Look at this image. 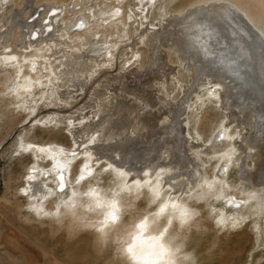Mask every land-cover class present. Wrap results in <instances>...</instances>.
<instances>
[{
	"label": "rangeland",
	"instance_id": "374dc122",
	"mask_svg": "<svg viewBox=\"0 0 264 264\" xmlns=\"http://www.w3.org/2000/svg\"><path fill=\"white\" fill-rule=\"evenodd\" d=\"M24 1L0 0V32L9 21L6 13L13 15V28H17L16 5H23ZM30 1L32 0L25 1V9L31 8L33 1L38 0ZM48 1L63 5L70 0ZM202 1L205 0H175L166 12H180L189 5ZM235 1L255 17L264 32V0ZM82 2L84 5L73 8L74 11L71 9L65 19L75 18L80 12H85L83 14L91 17L93 0ZM8 4L9 11L5 13L4 9ZM106 5L114 7L113 14H119L118 17L123 18V29L114 34L98 33L92 37L94 41H108L105 44L107 48L101 49L109 51L107 60L103 65H95L86 77L82 76L80 81L77 80L80 85L66 96H69L68 98L63 95L67 84L59 89L55 87L56 82L36 83L33 87L43 89L42 92L36 95V98L27 97L30 101H26L24 96H17L8 89L4 91L1 83L3 76H0V264H94L90 234L84 232L76 237H69L66 230L53 218L57 212L58 198L70 191L71 185L75 184L79 177L83 176L79 181L81 184H87L108 164L129 172V182L139 177L141 181L148 179L155 183L159 174L160 189L176 198H186L202 176L215 179L222 188L220 199H214L207 204H195L200 211L202 230L192 233L189 248L195 249L199 264H264V216L254 214L241 194L248 188L264 187V140L257 148H253L251 156L247 154L248 143L255 136V114L247 107L240 110L235 106L234 113L228 110L219 98L223 96L224 86L218 82L208 81L196 94L187 93L184 88H191L194 72L179 63L178 53L169 50L166 40L161 38L160 33H165V30H161V24L167 15L161 19L159 3L154 6L150 0H107ZM2 14L4 16L1 18ZM31 17L28 22L32 21ZM103 17L96 16L95 20H101ZM103 22L106 24L107 19ZM46 31L44 35H48ZM71 32L73 30L67 32L62 28L59 35L71 39ZM6 38L10 37L5 35L2 40L0 38L1 51L10 41ZM31 38L35 40L36 35ZM77 40L79 41V38ZM45 44L41 42L40 45L28 49L21 48V51L13 45L10 50L30 54L35 48L45 47ZM61 45L66 47L67 44ZM89 45L88 41L84 50L76 45L68 49H72L76 55H82L87 53ZM59 55L61 52H58L57 56ZM33 60L34 58H31L24 62L21 74L29 73V67L32 71L36 70L37 65L31 63ZM8 62L13 64L17 63V60ZM46 70L44 68V71ZM2 71L4 70L0 73ZM125 100L130 101L128 103L133 102L139 110L132 116L138 115L130 122L129 131H132L131 135H135L134 141L141 149L152 146L150 132L140 118L142 113L161 112L164 109L163 101L177 103L184 100L182 104L185 111L181 117L184 120L185 135L181 145L186 156L184 163H177L169 144L154 149L145 157H142L144 153L138 152L140 158L135 159L132 158L133 154L129 148H121L116 144V139L110 141L109 138H101L96 144L91 142L96 146L94 159L83 155L89 140L97 137L99 133L94 129L90 130L88 134H84L82 143L78 145L71 135L70 128L74 125H86L87 119H91L95 114V120L99 119L97 107L100 105L103 106L101 113L106 116L97 128L100 130L109 125L114 130L115 117L112 118L110 109H113L115 101L123 104ZM117 109L115 114L122 112L120 108ZM79 112H87V115L72 121L70 116ZM107 116L110 119H107ZM165 117L166 114L163 113L157 122V127L162 131L167 127ZM69 121L72 122L71 127ZM221 133L225 136L223 142L218 139ZM215 140L221 144L220 147L215 145ZM29 145L32 147L29 148ZM41 148L49 151L51 155H38ZM230 149L233 150L231 162L222 156V153ZM72 151L77 153L75 158L69 155ZM57 155L67 156L70 162L67 167L65 191L58 195L55 182L44 181L43 190H36L32 194L31 188L28 187V177L32 176V181L36 182L41 181L40 176L46 179L45 174L52 173L49 172V164L55 162ZM86 162L92 169L91 175L85 170ZM225 167L226 172L223 171ZM249 171L253 176L249 175ZM144 172L149 173L148 177L143 175ZM101 179L106 182L107 173ZM50 191L57 195H50ZM235 198H238V203L229 202ZM137 206L142 209L146 204L140 200ZM37 209L42 211L38 213ZM221 215L226 220L222 226L216 223V219ZM229 217L239 221L237 227L231 226Z\"/></svg>",
	"mask_w": 264,
	"mask_h": 264
},
{
	"label": "bare ground",
	"instance_id": "6f19581e",
	"mask_svg": "<svg viewBox=\"0 0 264 264\" xmlns=\"http://www.w3.org/2000/svg\"><path fill=\"white\" fill-rule=\"evenodd\" d=\"M25 1L23 5H21L22 3L20 4L21 6L16 5V10L18 12L16 16L18 29L13 28L15 25V22L13 25V15L6 13L9 11L8 6H10V4L4 9V12L6 13L5 16H7V19L9 18V21L6 19L8 22L4 24L3 30L0 32V38L2 40L5 35H8L10 41L6 38L9 43L3 47L2 51L0 50V71L4 70L0 73V76H3L1 80L3 90L6 91L8 89L11 93H15L17 96L21 97L24 96L26 101H30L27 97L33 96L36 98V95L40 94L43 90L39 89V87L34 88L33 86L36 83L46 84L56 82L55 87H58L59 89L67 84L65 87L66 92L63 95L65 98H68L69 96H66L70 94L73 89H77L78 85H80L79 81L82 76L86 77L92 67L95 65H103L107 60V52L109 51H102L101 49L107 48L105 44L108 43V41H94L92 37L98 33L114 34L115 32L122 31V17H118L119 14L117 16L113 14L112 11L114 7H108V5H106L107 0H93V15L91 17L83 14L85 12H80L75 18L69 19H65L66 14H69L71 9L84 5L82 0H70L63 5L58 4L57 2H49L48 0H38L37 2L32 0L33 5L31 8L28 7L29 9H25V5L27 4ZM108 2L110 3V1ZM229 3L234 5V10L231 15L225 16L224 8ZM192 5H196L198 9L206 6L207 10L202 13L203 17L206 19L202 22L209 26L198 28L194 25L193 32L188 33L187 37H182V27L178 24L174 25L173 23H170L172 17L167 15L166 17L164 16L165 19L161 24V30H165V33H160L161 38L166 40L169 50L171 49L178 53L179 63H182L184 68H188V70L194 72V81L191 88L189 86L184 88L188 94L192 92H195L196 94L206 83H208V81L218 82L224 86L223 96L219 98L228 110L234 113L237 106L240 110H244V108L247 107L251 113L255 114L257 118L255 136L251 139L250 143H248L247 148V154L248 156H251L253 148H257L264 140V32L262 31V25L255 20V17L252 16L245 7H242L235 0H205L193 3L185 9L191 10ZM70 6H72V8H70ZM100 15H103L104 17L101 20H95L96 16ZM3 16L4 15L2 14L1 18ZM30 17L32 21L28 22ZM106 19L107 23L105 24L103 21ZM62 28L64 30L66 29L67 32L73 30V32L70 33V36L73 37L71 39H66L64 37L65 35L60 36L59 34ZM45 29H47V31ZM45 31L48 35H44ZM34 34L36 35V38H34L35 40L31 38ZM196 36H199L207 47V54H205L204 48L199 43L195 42ZM78 38L79 41L77 40ZM188 38H191L194 44L192 50H185L181 47V39ZM88 41L90 42V45L89 50L86 49V54H84V52L82 55H76V52L72 49H68L72 48L73 45H76L84 50L87 48L85 43ZM41 42L46 43V46L39 49L35 48L30 54L18 51L12 52L10 50L13 45L21 51V48L28 49L31 46L40 45ZM61 43H66V47H63ZM48 45L50 48L47 47ZM100 50L102 53H99L101 52ZM58 52H61V55L57 56ZM81 52L83 51L81 50ZM8 56L16 57L17 63H5L2 58ZM31 58H34L31 63L37 65L36 70L34 69L35 71H32L29 67V73L21 74L22 71L20 70L24 65V62L26 63V60ZM44 68L47 70L44 71ZM207 78L210 80H206ZM77 80H79L78 83ZM82 81L84 82V80ZM25 85H28V91L24 90ZM20 88L23 89L20 90ZM72 96H75V94H72ZM183 101L184 100H180L177 103L170 100L163 101L164 109H162L161 112L153 110L154 112L151 111L149 113H142V115L140 114V118L145 122L148 128L147 130L150 132L149 138L151 139L152 146H149V148H139L134 141L136 138L135 135H131L132 131H129L130 122H132L138 115H135L134 117L132 116L134 112L139 111L136 109L133 102L128 103L130 101H126L123 104L115 101L113 109H110L113 115L112 118L114 119L115 117L113 123L114 130L111 129L109 125L105 126L104 129L100 128L101 131L97 128L103 117L106 116L101 113L103 106L99 105L97 107V113L100 116L99 119L95 120V114L91 119H87L86 125L72 126L70 132L75 143L79 145L83 141L81 139L84 138V134L86 135L90 130L92 131L94 129V131L99 134L95 139L96 141H92L93 144H96L101 138H109L110 141L116 139V144L121 148H129V151L133 154L132 158L135 159L140 158L138 152L144 153L141 155L142 157H145V155L151 154L154 149L169 144L172 155L177 159V163H184L186 156L181 149L182 141H184L183 139L185 137L183 134L184 120L181 118L185 111V107L182 104ZM110 107H112L111 104ZM117 108H120L119 110L122 112L115 114ZM163 113L166 114L165 124L167 126L164 131L160 130V127H157L158 119L161 118ZM86 115L87 112H79L77 115L70 116V119L72 121L79 120ZM63 117L64 116H62V118ZM107 119H110V117ZM127 125L128 127H126ZM162 134H164L163 137H161ZM221 142L223 141L221 140ZM226 142H228V140H226ZM93 144L87 143L86 146L87 153L92 159H94L93 155L96 154V146ZM215 145L220 147L221 144L215 140ZM42 147L44 148V145ZM48 153L50 156L51 154L49 151L41 152L39 150L37 154L47 156ZM82 153L85 156V149ZM98 153L99 152H97V154ZM209 153H211V151ZM54 155L55 154H53V156ZM66 157L60 155L56 156L55 162L52 161L49 164L51 166L49 172L52 173L45 175L46 179L43 176H40V182H28V187L31 188L32 194L35 193L36 190H43L44 181H53L57 185L56 188H58L57 177L61 175V170L56 165L57 161L65 166L62 174L64 180H66L67 167L70 164L69 158ZM86 159L89 160V158ZM53 164L55 166H52ZM152 170L154 171V169ZM37 174L39 175V173ZM249 175H252L250 171ZM69 179L70 182H72V176H70ZM138 180H140L139 177ZM40 186H42V188ZM232 200L233 199L229 200L232 204H234L233 202H239L238 198H235L234 201Z\"/></svg>",
	"mask_w": 264,
	"mask_h": 264
},
{
	"label": "clouds",
	"instance_id": "9594fccd",
	"mask_svg": "<svg viewBox=\"0 0 264 264\" xmlns=\"http://www.w3.org/2000/svg\"><path fill=\"white\" fill-rule=\"evenodd\" d=\"M105 173L106 182L101 179ZM130 175L122 168L102 169L89 183L71 185L58 198L54 221L69 237L90 234L94 264H199L195 249L188 246L192 233L202 230L195 204L217 199L222 188L215 184L210 189L213 179L202 176L186 198L173 197L163 189L155 197L144 180L139 188L138 179L129 182ZM241 194L254 214L264 216V187ZM50 195L57 194L50 191ZM140 200L146 204L142 209L137 206ZM113 213L115 220L110 218ZM141 223L143 230L137 228Z\"/></svg>",
	"mask_w": 264,
	"mask_h": 264
},
{
	"label": "snow or ice",
	"instance_id": "6c2138e0",
	"mask_svg": "<svg viewBox=\"0 0 264 264\" xmlns=\"http://www.w3.org/2000/svg\"><path fill=\"white\" fill-rule=\"evenodd\" d=\"M151 3H153V5L155 6L156 5V0H150ZM175 0H160V12L162 13L161 15V19H163V16L164 15H170L172 18L170 20V23H173L174 25H180L183 29V31L181 32V36L182 37H187V34L188 33H191L193 32L194 28L193 26L195 25L196 27L198 28H204V27H207L209 26L208 24L202 22L204 19L202 13L203 11H206L207 8L206 6L203 7V8H200L198 9L196 5H192L191 6V10L189 9H185V10H182L180 12H166V9L168 7H170L171 3H174ZM234 10V5L232 4H227L224 8V11H225V16H228V15H231L232 11ZM117 14H118V9H117ZM195 42L199 43L203 48H204V52L205 54H207V47L204 45L203 41L201 40V38L199 36H196L195 37ZM180 44H181V47H183L185 50H192L193 47H194V44L192 42V39L191 38H188V39H181L180 41ZM4 59L5 63H7L8 61H12V60H15L16 57L14 56H8V57H4L2 58ZM24 90L25 91H28V85H25L24 86ZM71 121L68 122L69 124V127H71ZM96 139V137H92L91 140H89V143H91L92 141H94ZM218 139L219 140H223L225 139V136L223 135V133H221L219 136H218ZM23 147V145H22ZM29 148H31L32 146L29 145L28 146ZM24 150H27V149H24ZM41 152H44L46 151L45 149H40ZM62 151V150H61ZM233 150H229V151H226L224 153H222V156H224L225 158H227V160L229 162H231V152ZM69 155H71L73 158L76 157L77 153L75 151H72L69 153ZM85 156L87 157L88 156V153H87V149L85 148ZM56 165L60 168L61 170V175H59L57 177L58 179V191H57V194H62L65 189H66V183H65V180H64V176H63V169H64V165L59 163L58 161L56 162ZM85 170L88 172L89 175L92 174V169L91 167L88 166L87 162L85 163ZM112 169L113 171H117L118 168H113V165L112 164H108L107 167L104 169L106 172L108 171V169ZM223 171H227V168L225 167L223 169ZM118 175L120 176H123L124 173L123 172H117ZM46 175V174H45ZM145 177L148 176V173L147 172H144L143 174ZM197 176H199V173H197ZM29 181H32L33 180V177L32 176H29L28 177ZM81 179H83V176L79 177L77 179V182H79ZM140 180H136L135 183L137 185V187L139 188L140 186ZM143 183L145 185H149V191L155 196V197H159L160 196V186H159V174L157 175L156 177V181L155 183H153L152 180H144ZM219 182L216 181L215 179H213V183L212 184H209V188L212 189L213 186L215 184H218ZM23 191V190H22ZM217 199H220V197H218ZM246 203V201H245ZM175 207V205H173ZM239 207V205H237V208ZM42 210L41 209H37V212H41ZM161 211H163V207L161 208ZM182 214H183V211H182ZM44 215H50V213H44ZM110 218L112 220H115V214H110ZM229 220H231V226L233 228L237 227L238 226V223L239 221L238 220H234L232 219L231 217L228 218ZM216 223L218 225H224L226 223V220L224 219V217L221 215L220 217H218L216 219ZM137 228L143 230L144 228V224L141 223V224H138L137 225Z\"/></svg>",
	"mask_w": 264,
	"mask_h": 264
}]
</instances>
